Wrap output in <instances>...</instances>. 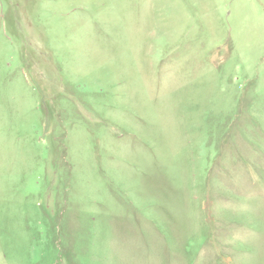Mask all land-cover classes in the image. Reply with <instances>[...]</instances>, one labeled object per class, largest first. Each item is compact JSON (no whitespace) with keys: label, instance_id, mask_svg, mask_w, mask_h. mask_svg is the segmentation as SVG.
Instances as JSON below:
<instances>
[{"label":"rangeland","instance_id":"rangeland-1","mask_svg":"<svg viewBox=\"0 0 264 264\" xmlns=\"http://www.w3.org/2000/svg\"><path fill=\"white\" fill-rule=\"evenodd\" d=\"M0 264H264V0H0Z\"/></svg>","mask_w":264,"mask_h":264}]
</instances>
